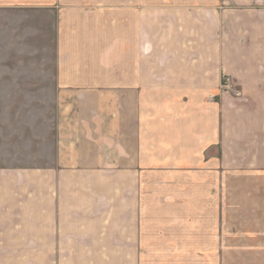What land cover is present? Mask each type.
Returning a JSON list of instances; mask_svg holds the SVG:
<instances>
[{"label":"crops","instance_id":"crops-1","mask_svg":"<svg viewBox=\"0 0 264 264\" xmlns=\"http://www.w3.org/2000/svg\"><path fill=\"white\" fill-rule=\"evenodd\" d=\"M0 9L65 23L51 162L0 170V264H264V0ZM226 76L243 99L221 95ZM145 184L147 213L192 209L194 227L177 226L192 237L168 236L171 221L141 237Z\"/></svg>","mask_w":264,"mask_h":264},{"label":"rangeland","instance_id":"rangeland-1","mask_svg":"<svg viewBox=\"0 0 264 264\" xmlns=\"http://www.w3.org/2000/svg\"><path fill=\"white\" fill-rule=\"evenodd\" d=\"M57 15L54 10L52 22L51 13L44 10L0 9V170L22 172L51 162L56 121V103L51 100V95H56L57 91L53 78L57 74L58 61L57 45L54 41L53 53L51 36L54 30L55 38L58 25L65 24L58 23ZM146 188L147 185L142 186L140 191L143 201L140 222L144 227L141 237L151 234L163 237L164 229L153 226L151 231L150 225L166 221L173 224H165V227H175L166 230L168 236L180 238L186 234L192 237L194 229L177 228L186 223L188 227L195 225L192 209L187 207L186 211L175 214H149L146 200L150 192ZM222 200L220 197L219 201ZM148 222L152 223L149 225ZM211 222V216L204 214V234L209 233L210 229L206 227Z\"/></svg>","mask_w":264,"mask_h":264},{"label":"built area","instance_id":"built-area-1","mask_svg":"<svg viewBox=\"0 0 264 264\" xmlns=\"http://www.w3.org/2000/svg\"><path fill=\"white\" fill-rule=\"evenodd\" d=\"M221 95H229L235 99H242L243 94L242 91L238 88L236 81H234L231 77H224L221 87H220ZM215 96H210V100H214Z\"/></svg>","mask_w":264,"mask_h":264}]
</instances>
